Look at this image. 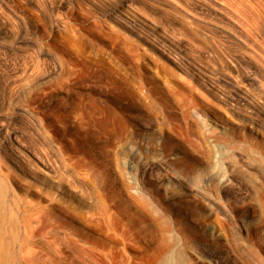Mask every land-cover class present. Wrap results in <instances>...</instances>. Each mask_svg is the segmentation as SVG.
I'll list each match as a JSON object with an SVG mask.
<instances>
[{"label":"rangeland","instance_id":"374dc122","mask_svg":"<svg viewBox=\"0 0 264 264\" xmlns=\"http://www.w3.org/2000/svg\"><path fill=\"white\" fill-rule=\"evenodd\" d=\"M85 1L0 0V264H264V1L179 0L184 22L162 0ZM128 4L157 31L125 26ZM75 90L105 113L78 123ZM55 152L94 185L82 201L33 155Z\"/></svg>","mask_w":264,"mask_h":264},{"label":"bare ground","instance_id":"6f19581e","mask_svg":"<svg viewBox=\"0 0 264 264\" xmlns=\"http://www.w3.org/2000/svg\"><path fill=\"white\" fill-rule=\"evenodd\" d=\"M61 1H64V0H61ZM87 2H91L92 4H95V5H98L97 7H100L101 9H103V10H105V12H108L109 10H110V7H108V6H103L101 3V5H99V2H97L96 0H86ZM85 1V2H86ZM98 1H100V0H98ZM102 1V0H101ZM106 1H108V0H106ZM113 1V0H112ZM136 1H138V0H136ZM146 1V0H145ZM160 1V0H159ZM158 1V2H159ZM162 1H165V2H167V4H169V3H171V6H173V7H171L170 9L172 10V11H170L169 10V8H167L168 10H166V11H170V14H174V13H176L178 16H179V18L180 17H182V20L181 21H183V18H186V19H190L191 17H193L194 16V12L192 11V9L191 8H188L187 6H185V4H181L180 3V1L179 0H162ZM186 1V0H185ZM228 2L229 0H222V2H223V5H224V7H225V3L224 2ZM235 2H234V4L232 3L233 2V0H231V3L229 4V2H228V4L229 5H231V4H233L234 5V7L236 6L235 5V3H236V0H234ZM247 2L246 0H243V2ZM254 1H256V0H254ZM258 1V0H257ZM262 1V6H263V1L264 0H259L257 3H259V2H261ZM86 2V3H87ZM124 2H126V3H128L127 1H124ZM169 2V3H168ZM187 2V1H186ZM206 2H209L208 0L206 1ZM219 2H221V1H219ZM238 2V4H242L243 2H241L240 0L239 1H237ZM240 2V3H239ZM245 2H244V4H245ZM130 3V2H129ZM247 3H250V5L252 4V6H253V3H251V0H250V2L248 1ZM246 3V4H247ZM257 3H255L254 4V6H256L257 5ZM104 4V3H103ZM132 4V3H131ZM131 4H128V5H125L126 7L123 9V10H118L116 7V9L118 10L117 12H114V14H115V16H117L118 17V19L125 25V26H127L130 30H132V31H136L137 30V28L136 27H138V26H142V25H144V26H146V27H148V28H150V29H152V30H155V24L152 22V21H147L146 19H142V18H140L139 16H141V13H138V12H136L133 8H131ZM153 4V3H152ZM158 4V3H157ZM163 4V3H162ZM160 5L161 7H164L163 5ZM166 4V3H165ZM207 4L208 3H206V5L205 6H207ZM238 4H237V6H238ZM241 4H240V6H241ZM244 4L241 6V8L242 9H244V7L246 8V6H244ZM261 4V3H260ZM78 5V4H77ZM120 5V4H119ZM130 5V6H129ZM154 5V4H153ZM156 5V4H155ZM159 5V4H158ZM157 5V6H158ZM221 5H222V3H221ZM247 5H249V4H247ZM249 5V6H250ZM116 6V5H115ZM133 6V5H132ZM159 6V7H160ZM188 6H190V5H188ZM197 6V5H196ZM204 6V7H205ZM210 6V5H209ZM236 6V9H239L238 7ZM251 6V7H252ZM252 7V8H254V10H257V9H255V7ZM258 6H260L259 4H258ZM258 6L256 7V8H258ZM80 7H82V6H80ZM79 6H78V8H80ZM92 7V6H91ZM167 7V6H166ZM203 7V9H205ZM211 7H213V6H211ZM229 7V6H228ZM230 7H232V6H230ZM230 7L228 8V9H230ZM246 8V9H252V8ZM264 7V6H263ZM165 8V7H164ZM164 8H162V9H164ZM233 8V7H232ZM260 8V7H259ZM262 8V7H261ZM261 8H260V10H261ZM81 9H83V8H81ZM136 9V8H135ZM141 9H144V8H141ZM246 9H244L243 11H246ZM264 9V8H263ZM262 9V10H263ZM99 11V10H98ZM113 11V10H112ZM163 11V10H162ZM232 11H233V9H232ZM235 11V10H234ZM241 11V10H240ZM239 10L238 11H235V12H240ZM257 11H259V10H257ZM142 12H143V10H142ZM160 12V11H159ZM164 12V11H163ZM172 12H174V13H172ZM234 12V13H235ZM109 13H111V12H109ZM108 13V14H109ZM240 13H242V12H240ZM112 14V13H111ZM175 14V15H176ZM197 14V13H196ZM139 15V16H138ZM169 15V14H168ZM188 17H190V18H188ZM197 17V16H196ZM178 19V18H177ZM181 19V18H180ZM192 19V18H191ZM196 19H198V18H196ZM176 20V19H175ZM174 20V21H175ZM179 20V19H178ZM133 21V22H132ZM154 21V20H153ZM157 21V20H156ZM184 21H187V20H184ZM183 21V22H184ZM192 21H193V19H192ZM137 22H139V23H141V25L140 24H137ZM170 22H171V20H170ZM178 22H180V21H178ZM189 22H191V20L189 21ZM189 22H187L188 24H189ZM168 23V22H167ZM173 23V22H172ZM176 23V22H175ZM164 24V23H163ZM170 24V23H169ZM182 24V23H181ZM188 24H184L183 23V25H188ZM191 24V23H190ZM138 25V26H137ZM173 25V24H172ZM171 25V26H172ZM166 26H168L167 24H166ZM181 26V25H180ZM164 27H165V24H164ZM164 27L162 28V30L164 31ZM170 27V26H169ZM182 27H184V26H182ZM172 28V30H173V27H171ZM171 28H168V29H171ZM174 28H175V26H174ZM166 30V29H165ZM155 31H157V30H155ZM169 38V37H168ZM170 39V38H169ZM161 42L163 43V42H165L164 40H161ZM171 42V41H170ZM172 43V42H171ZM164 44H166V42L164 43ZM165 46V45H164ZM166 46H168V45H166ZM175 46V45H174ZM174 46H172V47H174ZM171 47V46H170ZM170 47H168V48H170ZM172 47L170 48V49H172ZM176 47V46H175ZM169 49V50H170ZM173 51H174V49H172ZM205 51V50H204ZM203 52V51H202ZM207 53V52H206ZM255 54H257V53H255ZM196 56H198V55H196ZM256 56V55H255ZM199 57V56H198ZM253 57H254V55H253ZM254 58H258V54H257V57H254ZM253 58V59H254ZM259 59V58H258ZM257 60V59H256ZM258 61V60H257ZM222 62V61H221ZM223 63H224V61H223ZM258 63H260L259 61L257 62V64ZM260 64H262V63H260ZM194 66V65H193ZM258 66H260V65H258ZM195 68H197V67H195ZM214 69L215 68H213V71H214ZM198 70V69H197ZM200 70H202V69H199V71ZM208 70V69H207ZM199 71H198V73H199ZM203 72H204V70H203ZM218 72V71H217ZM197 73V72H196ZM201 73V72H200ZM214 73H216L215 71H214ZM220 73V72H219ZM202 74V73H201ZM204 74H206V73H204ZM196 75V74H195ZM207 76H209V77H213V76H211V75H208V74H206ZM220 75V76H219ZM219 75H217V76H214L215 78L214 79H219V80H224V81H228V80H226V79H224V78H226V77H224L223 75H221V74H219ZM226 75V74H225ZM199 76V75H198ZM201 77H203L202 75H200ZM223 76V77H222ZM121 77H123L124 78V76H121ZM200 79H202L203 80V78H200ZM123 80V79H122ZM204 81H206L207 82V80H204ZM206 85V87H208L209 89H211V90H213L212 88H210L209 86H208V84H205ZM76 91V90H75ZM73 92V91H72ZM77 92V91H76ZM76 92H74V93H76ZM77 93H79V94H77ZM76 93V97H73V96H69V98L68 97H66L65 98V100H64V98H63V100H62V102L60 103V105H61V107H64L65 109L66 108H68V109H66L68 112L67 113H70V115H72V117L74 116L75 117V119H76V121H78V123H81V124H87V121H89L90 119H92V118H94V116L96 115V112H93L94 111V109L95 110H97V111H101L102 112V107H100V105H99V103L98 102H101V101H98L97 100V97H96V99L94 98V96H91L90 95V97H85V96H83L82 95V93H80L79 91ZM123 93V92H122ZM134 94H135V92H134ZM222 94V93H221ZM219 95L220 96V98H222V99H224L225 100V97L224 96H222V95ZM72 95V94H71ZM74 95V94H73ZM78 95V96H77ZM85 95V94H84ZM119 95V94H118ZM128 95V94H127ZM88 96V95H87ZM92 97V98H91ZM131 98H133V97H131ZM103 100V99H102ZM128 100V99H127ZM61 101V100H60ZM98 101V102H97ZM59 102V101H58ZM57 102V103H58ZM134 102V101H133ZM249 102V101H248ZM103 103V102H102ZM106 103V102H105ZM64 106H63V105ZM101 104V103H100ZM232 104V103H231ZM60 105H59V108H61L60 107ZM90 106H92V109H93V113H91V114H89L88 113V107H90ZM103 106H105V105H103ZM110 106V105H109ZM125 106V105H124ZM58 107V106H57ZM111 107V106H110ZM109 108V107H108ZM91 109V108H90ZM107 109V108H106ZM105 109V110H106ZM114 110V109H113ZM113 110H111V111H113ZM24 111V110H23ZM109 111V110H108ZM115 111V110H114ZM113 111V112H114ZM252 111H253V109H252ZM101 112L99 113L100 115H103L104 113L102 112V114H101ZM107 112V111H106ZM95 114V115H94ZM98 114V113H97ZM111 114V113H110ZM114 114V113H113ZM113 114H112V116H113ZM118 114V113H117ZM117 114H115L114 116H116ZM120 114V113H119ZM119 114L117 115V116H119ZM106 115H107V113H106ZM121 116H122V114H120ZM111 116V115H110ZM96 117H101V116H97L96 115ZM123 117V116H122ZM103 118V117H102ZM109 118V117H108ZM115 118L116 117H114V119H113V122H114V120H115ZM118 118H120V117H118ZM95 119H97V118H95ZM99 119V118H98ZM97 119V120H98ZM101 119V118H100ZM111 119H112V117H111ZM123 119V118H122ZM121 118H120V120L121 121H123ZM93 120V119H92ZM91 120V121H92ZM91 121H89V122H91ZM96 121V120H95ZM117 121H119V120H117ZM120 121V122H121ZM93 122H94V120H93ZM111 122H112V120H111ZM122 123V122H121ZM114 124V123H113ZM112 124V125H113ZM118 127V126H117ZM124 127V126H123ZM123 127L121 128V131L123 130ZM119 128V127H118ZM7 131H8V129H6ZM117 131H118V129H117ZM120 131V132H121ZM117 133V132H116ZM7 134V140L9 141V142H11L12 140H17V132L16 131H11V132H7L6 133ZM124 134V133H123ZM121 136H122V132H121V134H120ZM7 142V141H6ZM48 142V141H47ZM52 142H54L53 140H51V143ZM5 143V142H4ZM7 144V143H6ZM47 144V143H46ZM48 145H51L52 146V144H48ZM54 148L55 149H57V151L59 152L60 150H58L59 148H58V144L56 145V143H54ZM150 151V150H149ZM12 153H13V157L15 158V156L16 157H18V155H16V152L15 151H12ZM57 152H55V156H57V155H59L58 153L56 154ZM60 153V152H59ZM151 153H152V151H151ZM216 153V152H215ZM216 154H218V152L216 153ZM215 154V155H216ZM34 155V157H35V159H37V161H39L42 165H44L46 168H56L57 170L56 171H59L58 173L59 174H61L60 176L58 175V177H57V175H56V171L54 172L55 173V176H56V178H55V184H57V186H58V188L59 187H62V182L64 181V183H65V181H66V183H65V185H66V187H67V189L69 190H67V191H63V193H65L68 197H71V198H76L77 200H79L80 201V199H81V201H82V197H84V195L85 196H87V193L89 194V192L88 191H90V193L91 192H93L94 190L93 189H95V187H94V185H93V187H92V185L90 186V184H92L91 182H89L90 180H87L88 179V176L86 175V173L84 174L83 172H81L82 174H80L78 171H76L77 169H74L73 168V166H71V164L70 163H68V162H66V160H64V158L63 157H61V158H63V159H61L59 156H57L55 159H54V167L51 165V163H50V160L48 159V158H44V156H42L40 153H36V154H33ZM146 155H147V153H146ZM148 156V155H147ZM218 156V155H217ZM216 156V157H217ZM134 157H136V156H134ZM27 158V157H26ZM148 158V157H147ZM151 158V157H150ZM48 159V160H47ZM21 160V161H20ZM24 160V158L23 159H17V160H15V162L17 163V165H18V167H20V169L23 171V172H25V173H27L28 174V171L29 172H31L30 170H31V166L29 165V164H32L31 162H29L27 159H26V161H28L27 163L25 162V161H23ZM132 161V160H131ZM147 161V160H146ZM133 162V161H132ZM126 163H127V161L125 160L124 161V165H126ZM129 163V162H128ZM152 163V162H151ZM53 164V163H52ZM143 165V164H142ZM146 165V164H145ZM150 166V168H157L158 169V171L159 170H161V171H163V170H165V169H167L168 170V168H166V166H164L163 164H149ZM133 166V165H132ZM147 168V167H146ZM32 169H34V168H32ZM148 169V168H147ZM33 172V171H32ZM85 175L87 176V178H85ZM74 179V180H73ZM71 181H74V182H76L77 181V183L79 182V185H80V183L82 184V185H84V187L85 188H81L82 186H80V188H78V186H73L72 187V185H70V182ZM72 183V182H71ZM77 185V184H76ZM86 189V190H85ZM136 191V190H135ZM144 191H145V189H144ZM95 192H97L96 190H95ZM94 192V193H95ZM143 193V191L140 189V191H139V193ZM138 193V192H137ZM138 193V194H139ZM140 193V194H141ZM96 195L95 196H97V193H95ZM145 194V193H144ZM63 195V194H62ZM142 195V194H141ZM92 197H94V195L92 196ZM89 198V197H88ZM90 198H91V195H90ZM86 199V198H85ZM84 199V200H85ZM16 200V199H15ZM15 200L14 201H12V202H14V204L16 203V202H18L19 200H18V197H17V200H16V202H15ZM55 200H57V198L55 199ZM56 202V201H55ZM58 202V201H57ZM59 203V202H58ZM58 203H57V205H58ZM13 204V203H12ZM18 205V204H17ZM49 204H47V206H48ZM52 205V204H51ZM51 205H49L50 207H46V205H45V208H44V206L42 207L41 206V208H39V207H37L36 208V210H35V213L33 212L32 213V211H33V209H32V211H31V214L29 215V217L30 216H34V218H35V221L36 222H38V221H40L42 218H43V216L45 217V216H47L48 214H50L49 212H51L50 210H51ZM59 206V205H58ZM13 207H14V205H13ZM18 207V206H17ZM34 207H35V205H34ZM34 207H32V208H34ZM15 208V207H14ZM54 208V207H53ZM52 208V209H53ZM28 209H30V208H28ZM13 210V209H12ZM27 211V210H26ZM29 211V210H28ZM92 214V213H91ZM51 215V214H50ZM50 215H48L49 217H51ZM86 215V214H85ZM46 217L47 219H49V217ZM87 216H89V214H87ZM87 216H86V218L85 219H88L89 220V218H91V216H89V218H87ZM96 217V216H95ZM94 217V218H95ZM93 218V217H92ZM99 217H97V219H98ZM31 219V218H30ZM100 219V218H99ZM33 220V219H32ZM43 220V219H42ZM91 221V220H90ZM94 221V220H93ZM92 221V224L93 223H96L95 221L93 222ZM29 222V226H23V228H24V230H25V232H28V231H30L31 230V226L33 225V228L34 227H36L35 225H37V224H33V223H31L30 221H28ZM99 222V221H98ZM105 223V222H104ZM103 223V224H104ZM88 224H90V222L88 221ZM103 224H101V226L103 225ZM91 225V224H90ZM97 224H95V225H92V226H96ZM101 226H99V227H101ZM98 226H97V228H99ZM103 227V226H102ZM105 229H106V227H104ZM101 229V228H100ZM101 231H105L104 229H102ZM104 233H106V231L104 232ZM66 239L68 238L67 236L65 237ZM124 238V237H123ZM124 239H126V238H124ZM67 242V241H66ZM65 242V243H66ZM87 248V251H86V254L89 256V258L91 257V256H93V247H86ZM56 250H57V252L58 253H60V254H62L61 253V251L62 250H60L58 247L56 248ZM178 251L180 250V249H177ZM180 251H182V249L180 250ZM180 251H179V253H180ZM63 252V251H62ZM176 252V251H175ZM183 252V251H182ZM171 253H172V251H171ZM169 254L170 256L172 255L173 256V254ZM167 256V258H169L170 256ZM183 253H181V255H176L175 257H176V260L175 259H173L172 261L171 260H167V259H165V262L164 263H166V264H181V263H183V262H185L184 260H183V262H181V260L183 259ZM118 257V260H119V262H117V261H115V259H114V256H113V259H114V261H113V264H120V262H121V264L122 263H124V264H130L129 263V261L127 262V260L128 259H126V258H124V257H122V256H117ZM171 258V257H170ZM126 259V260H125ZM184 259H185V257H184ZM167 260V261H166ZM163 264V263H162Z\"/></svg>","mask_w":264,"mask_h":264}]
</instances>
